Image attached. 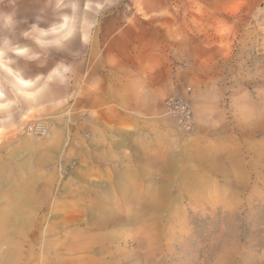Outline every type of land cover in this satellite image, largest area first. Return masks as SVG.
<instances>
[{"label": "rangeland", "instance_id": "rangeland-1", "mask_svg": "<svg viewBox=\"0 0 264 264\" xmlns=\"http://www.w3.org/2000/svg\"><path fill=\"white\" fill-rule=\"evenodd\" d=\"M0 13V264H264V0Z\"/></svg>", "mask_w": 264, "mask_h": 264}, {"label": "crops", "instance_id": "crops-1", "mask_svg": "<svg viewBox=\"0 0 264 264\" xmlns=\"http://www.w3.org/2000/svg\"><path fill=\"white\" fill-rule=\"evenodd\" d=\"M127 31L128 30L119 31L117 33V38L119 36L124 35V33H126ZM137 87H138V90H137ZM162 88H163V84L160 81V79L157 82H154V81L152 83L146 82V83H143L142 85H139V84L119 85L117 84V103L124 109L133 111L135 108L136 102H137V97L134 96L136 92L144 93L147 95L148 99L150 98L151 101H156L160 99V96H161L160 93L162 92Z\"/></svg>", "mask_w": 264, "mask_h": 264}, {"label": "built area", "instance_id": "built-area-1", "mask_svg": "<svg viewBox=\"0 0 264 264\" xmlns=\"http://www.w3.org/2000/svg\"><path fill=\"white\" fill-rule=\"evenodd\" d=\"M173 112L181 117L182 120L190 119V111L186 104L182 102H174L172 104ZM29 134L33 136H41L47 132V124L44 122H36L28 129Z\"/></svg>", "mask_w": 264, "mask_h": 264}, {"label": "clouds", "instance_id": "clouds-1", "mask_svg": "<svg viewBox=\"0 0 264 264\" xmlns=\"http://www.w3.org/2000/svg\"><path fill=\"white\" fill-rule=\"evenodd\" d=\"M13 2H14V0H13ZM0 3H3V0H0ZM15 23H16V21H15V14L14 13H0V24H2L3 27L10 28ZM24 35L29 36L30 33L25 32ZM37 43H41V41L37 40ZM4 44H5V47H4L2 54H7L10 51L11 52H20V53L26 51V49H14V48L10 49V48H8L7 47L8 41H5Z\"/></svg>", "mask_w": 264, "mask_h": 264}]
</instances>
